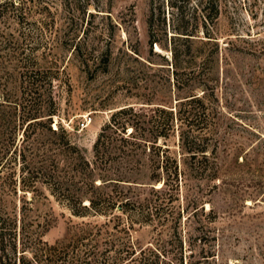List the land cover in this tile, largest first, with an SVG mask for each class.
Returning a JSON list of instances; mask_svg holds the SVG:
<instances>
[{"label":"rangeland","instance_id":"374dc122","mask_svg":"<svg viewBox=\"0 0 264 264\" xmlns=\"http://www.w3.org/2000/svg\"><path fill=\"white\" fill-rule=\"evenodd\" d=\"M174 12L169 0H0V72L7 74V90L22 95V66L54 79L53 90L42 84L32 98L23 96L56 111L52 126L70 132L88 155L115 109L146 100L175 107L196 87L187 84L190 74L203 70L208 55L215 60L206 67V87L194 92L206 93L210 107L208 151L182 153L177 136L169 141L180 156L207 157L218 167L215 179L182 178L180 200L168 201L170 217L177 218L180 208L204 206L198 222L183 214V239L174 223H132L121 209L77 217L44 185L36 194L15 193L0 180V254L13 264L22 254L31 260L26 264L34 258L60 264L50 249L72 245L69 257L94 253V264H264V0H222L220 50L214 43L198 50L194 40L187 52L183 42L180 90L170 79V49L155 44L152 52L148 35L152 20L157 38L170 46L166 31L179 19ZM161 185L144 184L133 195L143 200Z\"/></svg>","mask_w":264,"mask_h":264},{"label":"trees","instance_id":"16d2710c","mask_svg":"<svg viewBox=\"0 0 264 264\" xmlns=\"http://www.w3.org/2000/svg\"><path fill=\"white\" fill-rule=\"evenodd\" d=\"M169 8L179 17L177 25H173L169 33L166 31V36L172 33L170 46H165L157 38L152 20L148 22V35L152 52L155 44L170 49V79L174 81V88L180 90L185 85L178 71L184 51L182 43L186 42L187 52L193 49L194 40L198 41V50L213 43L220 50L216 25L222 14V0H169ZM213 64L215 60L208 55L201 64L203 70L190 74L188 86L206 87L202 83L209 77L206 78L204 73L206 67ZM22 67L21 96L7 90L10 85L7 74L1 76L0 72V180L3 187H11L15 193L21 190L36 194L41 184L77 217L108 216L115 209H121L132 223H154L161 227L174 223V233L180 237L185 212L186 219L199 221L196 215L204 206L198 205L191 210L180 208L177 218L170 217L172 210L168 201L172 198L180 200L182 178L186 176L200 174L217 178V161L197 158L194 154L180 156L169 141L177 136L175 143L182 153L208 151L210 123L207 121L211 112L206 104V93L195 94V87L189 96L178 99L175 107L155 105L152 100H146L142 106L129 103L115 109L109 122L98 133L92 154L88 155L75 143L70 132L61 126H52L56 111L45 112L43 104L35 105L23 96L31 97L42 84L53 90L54 79L47 78L44 72ZM197 109H203L205 119L200 118ZM147 183L162 185L152 186V195L139 200L133 194ZM174 193H177L175 197ZM4 222L0 212V230ZM73 246L52 247L50 252H55L54 256L62 260L60 264H94L91 258L94 253L80 259L69 257L71 248L74 253ZM59 249L61 252H57ZM18 260L20 264L31 262L25 254L17 257L14 263L17 264ZM40 262L39 258L32 260V264ZM0 264H13V261L10 256L0 254Z\"/></svg>","mask_w":264,"mask_h":264}]
</instances>
